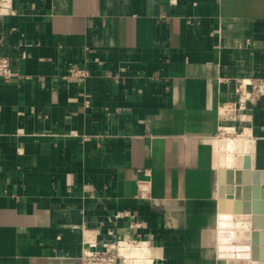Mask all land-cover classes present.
Returning a JSON list of instances; mask_svg holds the SVG:
<instances>
[{
	"label": "crops",
	"instance_id": "0c3cea01",
	"mask_svg": "<svg viewBox=\"0 0 264 264\" xmlns=\"http://www.w3.org/2000/svg\"><path fill=\"white\" fill-rule=\"evenodd\" d=\"M13 3L0 16L14 71L0 80V264H77L90 243L138 234L163 264H264L237 211L244 186L219 194L222 137L264 172V97L220 115L241 81L264 79V0Z\"/></svg>",
	"mask_w": 264,
	"mask_h": 264
},
{
	"label": "built area",
	"instance_id": "2783aa9c",
	"mask_svg": "<svg viewBox=\"0 0 264 264\" xmlns=\"http://www.w3.org/2000/svg\"><path fill=\"white\" fill-rule=\"evenodd\" d=\"M13 0H0V16L15 14ZM10 60L0 53V80L10 79L14 75ZM69 75L75 77H87L89 72L79 67L69 69ZM239 99L236 104H225L227 115L224 118H236L237 110L245 108L248 103H256L264 97V79H246L241 81L238 88ZM148 174L149 170L144 169ZM138 194L145 197L149 194V183L140 181ZM137 225V224H136ZM135 226V225H134ZM163 258L159 254L157 246L150 238H144L138 234L137 237H123L104 243L103 248H96L95 243H90L84 248L77 264H163Z\"/></svg>",
	"mask_w": 264,
	"mask_h": 264
},
{
	"label": "water",
	"instance_id": "95a60500",
	"mask_svg": "<svg viewBox=\"0 0 264 264\" xmlns=\"http://www.w3.org/2000/svg\"><path fill=\"white\" fill-rule=\"evenodd\" d=\"M220 169H219V194L220 198L226 197L229 191L228 185L236 183L242 185L243 200L242 206L237 211L244 214H251V221L254 229L250 232L252 240L253 260L260 258L264 260V248L258 247L259 243L264 244V202H260V177H264V172L252 170L250 154H244V141L240 138L219 139ZM244 154V155H242ZM243 161V164H242ZM240 190V187L238 188ZM264 199V191L261 192Z\"/></svg>",
	"mask_w": 264,
	"mask_h": 264
},
{
	"label": "bare ground",
	"instance_id": "6f19581e",
	"mask_svg": "<svg viewBox=\"0 0 264 264\" xmlns=\"http://www.w3.org/2000/svg\"><path fill=\"white\" fill-rule=\"evenodd\" d=\"M222 111V110H221ZM237 120V119H236ZM232 121V120H231ZM234 122V121H233ZM222 128H223V131L224 132H236V133H238L237 135L239 136V137H248V132H247V130H245L243 133L242 132H240V131H238L237 132V130L235 129V127H233L232 125H229V124H227V123H224L223 125H222ZM251 136V135H250ZM249 136V137H250ZM216 142H217V140L215 141V144H216ZM245 151L246 152H250V150L252 149L251 148V142L249 141V139L247 138L246 139V145H245Z\"/></svg>",
	"mask_w": 264,
	"mask_h": 264
},
{
	"label": "rangeland",
	"instance_id": "374dc122",
	"mask_svg": "<svg viewBox=\"0 0 264 264\" xmlns=\"http://www.w3.org/2000/svg\"><path fill=\"white\" fill-rule=\"evenodd\" d=\"M225 114H227V111L225 112ZM220 115H221V117H223L224 116V114L222 115L221 113H220ZM224 121H226V122H231V118L230 117H228L227 119L226 118H224ZM229 133H233V132H229Z\"/></svg>",
	"mask_w": 264,
	"mask_h": 264
}]
</instances>
